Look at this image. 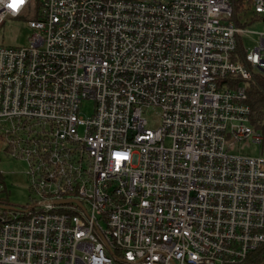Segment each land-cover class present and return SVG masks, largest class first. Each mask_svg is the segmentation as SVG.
I'll return each instance as SVG.
<instances>
[{
    "label": "built area",
    "instance_id": "obj_1",
    "mask_svg": "<svg viewBox=\"0 0 264 264\" xmlns=\"http://www.w3.org/2000/svg\"><path fill=\"white\" fill-rule=\"evenodd\" d=\"M232 2L264 23V0H0V30L34 17L0 44V150L38 198L0 200V264H264V148L232 152L263 141L264 33L243 49Z\"/></svg>",
    "mask_w": 264,
    "mask_h": 264
},
{
    "label": "rangeland",
    "instance_id": "obj_2",
    "mask_svg": "<svg viewBox=\"0 0 264 264\" xmlns=\"http://www.w3.org/2000/svg\"><path fill=\"white\" fill-rule=\"evenodd\" d=\"M233 13L229 21L239 28L248 31L243 38L242 47L246 50H252L259 41V33H264V23L262 21L251 22L253 14L245 10H239L237 4L233 3ZM32 14H27L22 20H6L5 24L0 30V44L19 48L28 45V38L31 30L28 28L27 23L33 20ZM93 106L90 102L83 104L81 108V115L89 118L92 114ZM148 127L151 129L156 128L158 119L157 112L151 111L146 116ZM259 133V132H257ZM261 145L252 144L250 141L237 142L234 144L232 152L238 155L256 157L259 150L264 148V136ZM166 147L170 146V142H164ZM27 166L21 159L14 158L9 154H4L0 150V173L4 187L1 189L0 200L5 201L7 204L16 208L29 207L38 200L37 196L30 188L29 180L26 173Z\"/></svg>",
    "mask_w": 264,
    "mask_h": 264
},
{
    "label": "trees",
    "instance_id": "obj_3",
    "mask_svg": "<svg viewBox=\"0 0 264 264\" xmlns=\"http://www.w3.org/2000/svg\"><path fill=\"white\" fill-rule=\"evenodd\" d=\"M246 95V104L250 109L251 126L261 136H264V75H252V78L247 82ZM1 203L7 204L3 200Z\"/></svg>",
    "mask_w": 264,
    "mask_h": 264
},
{
    "label": "snow or ice",
    "instance_id": "obj_4",
    "mask_svg": "<svg viewBox=\"0 0 264 264\" xmlns=\"http://www.w3.org/2000/svg\"><path fill=\"white\" fill-rule=\"evenodd\" d=\"M19 3H23L24 0H18ZM10 7H14V5H10Z\"/></svg>",
    "mask_w": 264,
    "mask_h": 264
},
{
    "label": "water",
    "instance_id": "obj_5",
    "mask_svg": "<svg viewBox=\"0 0 264 264\" xmlns=\"http://www.w3.org/2000/svg\"><path fill=\"white\" fill-rule=\"evenodd\" d=\"M1 207V206H0ZM1 208H7V209H9L10 207H1Z\"/></svg>",
    "mask_w": 264,
    "mask_h": 264
}]
</instances>
